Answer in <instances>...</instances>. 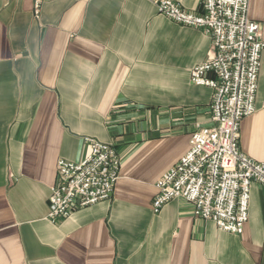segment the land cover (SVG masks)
Wrapping results in <instances>:
<instances>
[{"label": "crops", "instance_id": "0c3cea01", "mask_svg": "<svg viewBox=\"0 0 264 264\" xmlns=\"http://www.w3.org/2000/svg\"><path fill=\"white\" fill-rule=\"evenodd\" d=\"M0 0V264H264V185L253 183L242 234L197 219L174 199L154 213L156 184L213 125L214 91L191 82L212 50L156 0ZM199 14L202 0H174ZM261 24L264 0H251ZM256 112L242 152L264 163V51ZM87 139L115 145L109 200L49 220L59 159L81 161Z\"/></svg>", "mask_w": 264, "mask_h": 264}, {"label": "built area", "instance_id": "2783aa9c", "mask_svg": "<svg viewBox=\"0 0 264 264\" xmlns=\"http://www.w3.org/2000/svg\"><path fill=\"white\" fill-rule=\"evenodd\" d=\"M251 0H202L195 14L174 0H156L158 14L179 25L204 30L211 37L207 60L194 67L191 82L214 91L213 125L198 127L190 150L161 176L152 202L160 213L168 202L183 199L197 219L213 221L228 233L242 234L249 220L251 186L264 185V163L244 154L241 122L256 112L264 41L258 21L250 18ZM41 0L35 1V19ZM90 153L81 161L59 159L58 183L49 197V220L69 218L76 210L109 200L120 179L115 145L87 139Z\"/></svg>", "mask_w": 264, "mask_h": 264}]
</instances>
